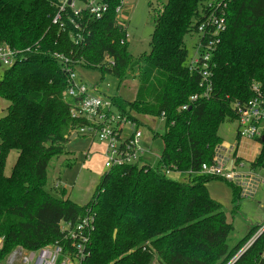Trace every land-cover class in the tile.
Here are the masks:
<instances>
[{"label": "trees", "instance_id": "1", "mask_svg": "<svg viewBox=\"0 0 264 264\" xmlns=\"http://www.w3.org/2000/svg\"><path fill=\"white\" fill-rule=\"evenodd\" d=\"M57 1L0 0V45L21 52L0 80V98L8 102L0 118V264L17 247L31 252L61 244L69 249L61 225H76L88 214L94 216L95 230L91 255L82 264H230L259 227L231 247L234 227L207 187L222 179L199 171L224 142L222 124L236 120L234 103L249 100L253 84L264 90V0L230 2L227 30L213 58L212 95L192 104L190 97L203 90L200 76L187 66L186 38L197 33L202 10L213 0H168L155 17L151 50L140 57L131 54L127 32L117 23L120 0L111 1L102 20L89 23L91 36L79 47L72 28L61 31L52 23ZM71 53L83 59L81 66L100 71L102 80L111 75L121 83L136 75L135 99L116 95L112 102L139 127L144 125L138 117L164 116L166 128L156 168L103 174L85 205L66 198L65 189L47 187L49 164L67 154L77 124L70 113L76 101L63 97L67 78L54 56ZM106 55L114 67H101ZM12 152L18 156L7 176ZM251 166L264 167V133ZM164 168L189 175L176 181ZM231 187L239 203V191ZM263 254L264 233L234 264H264Z\"/></svg>", "mask_w": 264, "mask_h": 264}, {"label": "built area", "instance_id": "2", "mask_svg": "<svg viewBox=\"0 0 264 264\" xmlns=\"http://www.w3.org/2000/svg\"><path fill=\"white\" fill-rule=\"evenodd\" d=\"M111 1L113 0H58L55 4L56 13L52 23L61 31L72 28L74 32L71 38L75 45L85 46L88 37L91 36L88 30L89 23L102 20L110 10ZM127 1L120 0L115 10L117 23L123 28L120 14L127 7ZM231 1L213 0L207 3L202 10V19L196 33L197 43L193 48V55L190 54L188 58L187 66L191 72L200 76V88L203 92L192 95L189 99L190 104L202 97L209 99L212 95L213 58L218 51L222 35L227 30V12ZM20 56V51L12 49L7 44L0 45V66L10 68ZM54 56L62 64L67 78V87L63 92V97L68 101H76L72 104L70 113L77 124L71 128L70 138L76 135L77 138L103 144L106 156L105 168L108 172L116 168L135 166L156 168L157 166L151 165L146 158L150 152L142 147L143 132L138 124L122 114L112 102L111 96L102 94L97 86L89 87L79 78L77 67L83 63V59L75 60L73 53L69 56L64 54ZM103 65L111 68L114 67L115 61L106 55L101 67ZM251 89L253 95L249 100L237 101L233 105L238 123L235 143L230 145L223 142L216 149L212 163L204 164L199 171L201 175L217 177L228 182L238 189L241 199H254L264 188V175L261 174L264 167L253 168L251 166L261 151V140L264 133V90L259 84H253ZM188 108L189 104L184 106L183 110ZM161 120H164V116ZM242 141L255 144V155L251 162L245 161L238 154ZM246 164L250 167L249 171L245 170ZM163 173L169 176L175 171L164 168ZM186 175L188 176L189 173ZM59 185L61 186L57 183L56 188H59ZM258 227L255 236L230 264L236 263L257 238L263 235L264 224ZM94 230V216L90 214L76 225L63 223L61 231L70 241L69 249L61 244L48 245L31 252L21 248L24 251L21 264H82L91 255V239ZM17 254L18 251L12 255L9 264H14Z\"/></svg>", "mask_w": 264, "mask_h": 264}, {"label": "rangeland", "instance_id": "3", "mask_svg": "<svg viewBox=\"0 0 264 264\" xmlns=\"http://www.w3.org/2000/svg\"><path fill=\"white\" fill-rule=\"evenodd\" d=\"M167 2L168 0L127 1V7L120 14V22L124 25L128 34V49L135 57H140L143 53L150 52L151 35L155 28V17ZM196 43V34L186 38L187 48L192 55ZM7 69L3 66L0 67V80L3 78ZM77 73L86 85L89 87L97 86L102 94L107 96L119 95L130 102L136 97L139 87V81L136 75L134 77L130 75L129 78L120 83L119 79L111 75H106L102 80L100 71L83 67V65L77 67ZM0 104L2 108L8 106V102L2 98H0ZM138 119L144 125L140 127V130L143 132L142 147L150 152L146 158H148L151 165L158 166L159 158L164 149V142L161 136L165 134V122L161 119L144 116L138 117ZM237 129V121L227 119L222 124L219 135L224 142L233 145ZM155 134L159 136L155 138ZM78 141L81 144H76L75 146H78H73L72 149L77 154L75 167L69 168L67 164L76 155L72 152H67V154L63 155L65 158L61 156L52 159L48 168L47 187H54L60 178L63 183L61 186L59 185V189L67 188L68 192L71 193L70 197L72 201L78 205H85L91 200L99 184L101 175L107 173L108 169L105 168L106 156L105 146L103 144L95 142L88 149L89 141L87 139H79ZM242 150V147H240L238 150L239 154H241ZM17 156V152H12L9 156L5 171L7 176L10 174ZM249 168V165L246 164L245 170L249 171ZM261 174L264 175V171H261ZM170 178L176 181H184L187 177L183 179L180 175L172 174ZM207 187L211 196L222 204L228 222L232 223L234 227L230 239L231 247L237 245L249 233L253 226H262L264 224V188L259 191L254 199H240L238 203L234 201L235 193L228 182L213 180ZM1 247H3V239H0ZM16 251H18V254L14 260V264H21V258L24 254L21 247L14 249L5 262L1 264H9V260Z\"/></svg>", "mask_w": 264, "mask_h": 264}, {"label": "crops", "instance_id": "4", "mask_svg": "<svg viewBox=\"0 0 264 264\" xmlns=\"http://www.w3.org/2000/svg\"><path fill=\"white\" fill-rule=\"evenodd\" d=\"M1 67V66H0ZM2 104V103H1ZM1 104H0V106H1ZM5 109L6 108H2V107H0V110H1V113H0V118L2 117V115L4 114V111H5ZM77 138V137H76ZM70 139L69 140V143L67 144V152H72L73 154H76V152H74L72 149H73V146H75L76 144H81V142L80 141H78L79 139H82V138H78V139ZM235 139H236V137H235ZM88 140V139H87ZM89 142V144H88V149H90L92 146H93V144L95 143V142H92V141H90V140H88ZM224 143H226V142H224ZM234 143H235V141H234ZM78 146V145H77ZM77 146H75V147H77ZM240 147H242V152H241V154H239V151H238V154H239V156L242 158V159H244L245 161H248V162H251V160L253 159V157H254V155H255V150H256V147H255V144H253V143H251V142H249V141H242L241 143H240V146H239V148ZM239 150V149H238ZM62 157H64V156H62ZM76 157H77V154L75 155V157H74V159H72L71 161H69L67 164H68V167L69 168H73V167H75V165H76ZM65 158V157H64ZM256 159V158H255ZM149 162V161H148ZM69 164H72L71 166H69ZM105 174V173H104ZM102 176V175H101ZM186 177H188L187 175H182L181 176V178H186ZM101 178V177H100ZM59 180V182L61 183V185H62V183H63V181H61L60 180V178L58 179ZM59 182H57V183H59ZM57 185V184H56ZM56 185H55V187H56ZM62 188H65V187H62ZM65 190H66V192H67V196H66V198H70L71 199V197H70V195H71V193H69L68 192V190H67V188H65ZM211 194V193H210ZM74 202V201H73ZM260 203V202H259Z\"/></svg>", "mask_w": 264, "mask_h": 264}, {"label": "water", "instance_id": "5", "mask_svg": "<svg viewBox=\"0 0 264 264\" xmlns=\"http://www.w3.org/2000/svg\"><path fill=\"white\" fill-rule=\"evenodd\" d=\"M76 138V135H74L73 137H72V139H75ZM262 140H263V138H262ZM116 237H117V231H115V233H114V239H116Z\"/></svg>", "mask_w": 264, "mask_h": 264}]
</instances>
